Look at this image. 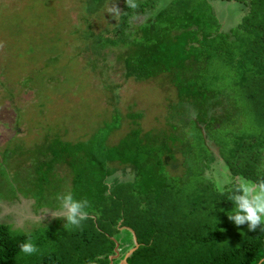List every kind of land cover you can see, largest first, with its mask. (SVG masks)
Segmentation results:
<instances>
[{
  "label": "trees",
  "instance_id": "1",
  "mask_svg": "<svg viewBox=\"0 0 264 264\" xmlns=\"http://www.w3.org/2000/svg\"><path fill=\"white\" fill-rule=\"evenodd\" d=\"M105 1L85 0L84 19L89 21L87 16L98 12ZM236 1H246L248 9L241 23L229 30H223L208 0H169L162 6L160 0H136L135 9L128 8L123 0L113 28L115 37L86 29L91 42L126 46L122 57L125 77L145 80L165 73L170 78L179 104L188 115L182 122L187 132L152 134L138 126L114 146L106 145L102 139L98 141L99 149L89 146L92 140H59L47 147L46 154L52 155L45 158V170L53 175L56 167L61 166L67 178L70 174L71 193L77 199L88 200L89 218L80 228L60 233L71 237L72 242L67 240L70 252H55L51 247L42 256L28 258L18 255L25 231L12 232V224L0 222V264H88L90 260L109 264L116 240L122 253L134 246L131 231L120 230L123 225L135 231L140 243L127 258L129 264H257L264 259V230L259 225L252 231L242 226L231 238L221 241L222 230L229 223L212 228L206 219L191 228L188 220L175 227L173 216L182 210L177 212L171 202L163 201L170 187H166L164 178L170 174V160L175 158V141L188 142L186 136L190 132L189 137L196 140V144H188L190 149L201 152L204 147L209 151L208 162L215 159L208 140L218 139L214 131L223 121V113L216 114L214 110L223 100L219 101L218 92L194 77H241L240 86L248 88L247 98L257 106L256 115L264 116V0ZM137 12L147 15L142 22L134 23L132 18ZM216 64L222 69H212ZM178 126L173 125V129ZM228 136L232 144L211 142L218 146L232 174L253 181L264 177V134L232 131ZM194 162L199 163L197 159ZM116 163L125 169L129 167L133 178L121 180L114 175ZM206 165L199 167V176L206 182L197 184V198L186 199L193 204L185 216L194 220L199 215L205 218L211 208L225 217L232 207L227 193L219 194L215 184L204 175ZM192 166L187 169H193ZM164 227L170 228V232ZM38 243L41 242L37 239ZM48 243L45 241L46 246ZM157 251L163 255L159 256ZM169 253H174L173 263L167 262L171 258Z\"/></svg>",
  "mask_w": 264,
  "mask_h": 264
},
{
  "label": "rangeland",
  "instance_id": "2",
  "mask_svg": "<svg viewBox=\"0 0 264 264\" xmlns=\"http://www.w3.org/2000/svg\"><path fill=\"white\" fill-rule=\"evenodd\" d=\"M168 1L160 0L159 5ZM122 2L106 0L98 12L87 16L89 21H86L83 17L85 0H0L1 199L27 194L42 205L55 203L58 201L52 194L57 195L56 189L63 182L62 190L70 192L67 174L61 166L56 167L53 175L45 170V158L52 155H47L45 150L59 140L69 143L92 140L89 146L99 149V140L104 139L109 146L117 145L138 126L152 134L187 132L182 127L187 112L179 104L177 89L165 73L145 80L125 77L122 57L126 54V46H101L86 37L88 27L115 37L113 28ZM208 2L222 22L223 30L241 23L248 9L246 1ZM146 15L137 12L132 21L142 22ZM220 67L216 64L212 69H222ZM240 78L194 77L218 92L219 101L223 100L214 110L216 114L223 113V121L214 131L218 139L208 140L215 159L208 162L209 151L204 147L201 152H193L188 144L194 145L196 140L189 137L188 132L189 143L174 142L175 158L170 160L167 166L170 174L164 178L166 187H170L163 201L171 202L177 212L182 210L173 216L175 227L188 220H191V228L206 219L212 228L226 227L222 223H229V227L222 230L221 241L231 238L232 233L247 226V222L235 225L227 216L229 210L223 217L215 208H211L212 214H205V218L200 215L196 220L188 218L185 215L193 203L188 204L186 199L197 198V184L206 182L198 173L199 167L205 166L206 162L204 175L215 186L225 179L232 183L240 177L232 174L215 144L219 141L232 144L228 132L264 134V116L256 115L257 106L247 98L248 88L240 86ZM132 115L139 116L134 118ZM173 125L179 126L173 129ZM196 159L199 163L194 165ZM115 165L114 175L121 180L133 178L129 167ZM188 166L193 169H187ZM261 166L264 169V161ZM230 183L223 186L228 188ZM0 203L3 206L0 211L4 210L2 213L7 216L0 217V221H10L16 231L32 232L36 244L37 239L41 242L37 244L41 251L35 256L51 251V247L55 252L71 251L67 241L72 242L71 237L66 238L60 233H68L73 228L66 229L63 226L65 220L52 219V214L38 221L41 216L35 215L41 210L33 208L31 196ZM125 226L120 227L122 232ZM166 229L170 232V228ZM45 241L49 242L48 246ZM125 253L120 252L115 259ZM157 254L163 255L160 251ZM170 254L167 262L173 263L176 259L174 253Z\"/></svg>",
  "mask_w": 264,
  "mask_h": 264
},
{
  "label": "clouds",
  "instance_id": "3",
  "mask_svg": "<svg viewBox=\"0 0 264 264\" xmlns=\"http://www.w3.org/2000/svg\"><path fill=\"white\" fill-rule=\"evenodd\" d=\"M127 7L135 9L136 0H126ZM119 9H116L118 13ZM230 183L227 179L217 182L216 191L224 195L227 193V200L232 203L231 209L227 212L228 218L235 225H243L247 222L248 230L252 231L259 225L260 230H264V177L253 181L247 177L240 176L234 183H230L228 188L223 185ZM58 208L60 217L65 220L64 227L80 228L81 225L89 218L91 211L88 200L77 199L71 192L57 194ZM54 218L56 215L52 213ZM10 231H16L12 226ZM18 255L24 258L31 257L40 253L41 249L37 246L34 236L31 232H24V240L18 245ZM88 264H95L90 260ZM258 264H264V259L259 260Z\"/></svg>",
  "mask_w": 264,
  "mask_h": 264
},
{
  "label": "crops",
  "instance_id": "4",
  "mask_svg": "<svg viewBox=\"0 0 264 264\" xmlns=\"http://www.w3.org/2000/svg\"><path fill=\"white\" fill-rule=\"evenodd\" d=\"M58 172V171H57ZM64 173H65V171H64ZM59 174H60V170H59ZM66 174V173H65ZM68 180V185H70L71 186V178H70V174L68 175V178H67ZM64 184V186H65V183L63 182V183H61L60 184V186L56 189V190H58L59 192L57 193V194H60V192L61 193H64V190H62V185ZM70 192H71V189H70ZM52 195H54V197L55 196H57L55 193L54 194H52ZM31 196V198L33 199V203H32V206H33V208L35 209V210H41V211H39L40 213H38L37 215H35V216H37V217H40L41 216V218H38V219H40V220H38V221H42V219H43V217H46L47 215H51L52 213L54 214V215H56L57 216V218H62V217H60V215L61 214H59L58 213V210H59V208H58V202H55V203H51V204H39V203H37L36 201H35V199H34V197L32 196V195H27V194H24V195H20L19 197L18 196H14V197H11V198H3V199H1L0 198V201L2 202V201H8V200H13V199H20V200H23V199H28L29 197ZM0 207H3V206H1V203H0ZM7 207V206H6ZM4 210H1L0 211V217H2V218H6L7 216H4V214L2 213ZM6 212H8V211H6ZM35 213V212H34ZM8 215H11V214H8ZM15 216V215H14ZM17 216V215H16ZM9 218V217H8ZM52 219H55L54 217L52 218ZM0 222H4V223H10L11 224V222L10 221H0ZM13 225V224H12Z\"/></svg>",
  "mask_w": 264,
  "mask_h": 264
},
{
  "label": "water",
  "instance_id": "5",
  "mask_svg": "<svg viewBox=\"0 0 264 264\" xmlns=\"http://www.w3.org/2000/svg\"><path fill=\"white\" fill-rule=\"evenodd\" d=\"M127 229H129L133 235V241H134V246L131 247L125 254L124 256L120 259V261L117 264H129L127 261V258L136 250V248L139 246V242L137 240V236L135 231L129 227V226H125ZM119 241L116 240V246H115V253L110 255V263L109 264H114L113 260L119 255ZM263 259V258H262ZM261 259V260H262ZM258 264V263H257Z\"/></svg>",
  "mask_w": 264,
  "mask_h": 264
}]
</instances>
